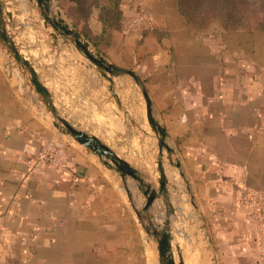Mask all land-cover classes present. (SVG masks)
<instances>
[{"label": "crops", "instance_id": "crops-1", "mask_svg": "<svg viewBox=\"0 0 264 264\" xmlns=\"http://www.w3.org/2000/svg\"><path fill=\"white\" fill-rule=\"evenodd\" d=\"M3 1L14 41L59 114L158 189L157 140L138 86L125 72L143 81L181 164L183 177L171 167L179 197L190 208L194 198L198 212L191 213L205 224L216 264H264L240 202L248 190L264 197V31L196 28L177 0H121L122 28L100 52L81 31L101 33L98 11L75 27L56 6L91 52L125 71L113 78L117 102L100 71L45 26L35 0ZM7 55L0 41V264H159L121 178L54 128L28 74L13 58L4 65ZM50 142H63L71 171L38 163V150ZM124 146L138 151L148 171ZM172 187L170 199L159 197L151 211L161 226L179 198ZM131 192L142 205L138 188ZM170 221L172 229L177 221Z\"/></svg>", "mask_w": 264, "mask_h": 264}, {"label": "water", "instance_id": "water-1", "mask_svg": "<svg viewBox=\"0 0 264 264\" xmlns=\"http://www.w3.org/2000/svg\"><path fill=\"white\" fill-rule=\"evenodd\" d=\"M38 8L41 11L44 23L46 27H50L55 34L60 36L64 41L73 44L78 52L91 64H93L101 73V75L109 82L110 92L117 99L118 96L113 90L114 77L125 71L117 69L113 64L107 63L102 57L91 52L87 44L82 38L76 34L67 24L66 20L62 18L60 12H56V5L54 0H35ZM4 16L9 18V22L4 20ZM13 16L5 8V3L0 0V41L5 45L7 56L4 57V65L9 62V58L13 60L28 74L29 81L33 85L35 91L41 96L45 106L51 114L52 124L54 128L63 136L72 140L75 144L85 148L96 156L99 162L107 169L115 172L122 180L124 190L132 203L137 218L141 224L144 232L153 239L156 244L158 263L159 264H186L183 254L181 253V247L176 242L173 228L171 229V221L174 213H170L169 216H165V224L158 225L155 222V215L151 213L155 202L161 196L165 200H169V186H173L177 197H179V190L176 188L177 181L176 173L171 167L176 168L179 171V176L183 177V173L180 171L181 164L178 160L174 159L175 150L169 146L166 137L165 129L159 124L158 120L154 116L151 99L146 90L143 81L132 71H126L125 73L133 78L136 85L142 92L145 105H146V117L149 128L155 135L158 146L157 162L155 169L157 170V181L159 188L153 187L150 178L146 173L141 172L135 168L131 163L122 158L117 152H115L108 145L104 144L97 136L88 134L87 132L76 128L68 120L62 117L57 111L55 105L52 102L51 96L47 88L40 82L38 74L35 71L30 60L23 54L18 48V45L14 41L15 32L12 30ZM119 105V103H118ZM122 126V124H121ZM123 128L125 126H122ZM168 162L169 173L165 166V162ZM173 184H172V183ZM137 187L139 192L144 197L139 199L143 204L137 206L134 201V195L131 192V188ZM189 204L194 212H198V208L195 204L194 198L188 199ZM141 207V208H139ZM169 219V220H168ZM204 234L207 232L204 230ZM208 245H212L211 238L207 235ZM175 250L178 254V260L175 257ZM216 264L215 256H212V263Z\"/></svg>", "mask_w": 264, "mask_h": 264}, {"label": "trees", "instance_id": "trees-1", "mask_svg": "<svg viewBox=\"0 0 264 264\" xmlns=\"http://www.w3.org/2000/svg\"><path fill=\"white\" fill-rule=\"evenodd\" d=\"M61 8L67 11V8L62 4L64 0H58ZM73 7H77L78 10H86L88 16L94 10L98 11L99 20L102 25V31L96 37H90V33L86 30H81L83 35L100 51L106 47L116 30L122 28L121 19V0H69ZM205 0H198L193 2V7L188 6L187 0H177V4L181 15L185 20L196 28L202 29L204 26H208L210 19H215L218 25L225 31H264V23L262 25L252 26L247 21L249 16L247 15V7L239 8L240 1L242 0H206L207 3H211V6L204 4ZM248 5V2H246ZM86 5V7H85ZM64 10V11H65ZM65 11V13H66ZM205 13L208 17L205 18ZM68 14V13H66ZM71 17V15H69ZM204 17V18H203ZM72 18V17H71ZM78 26V23L76 24Z\"/></svg>", "mask_w": 264, "mask_h": 264}, {"label": "rangeland", "instance_id": "rangeland-1", "mask_svg": "<svg viewBox=\"0 0 264 264\" xmlns=\"http://www.w3.org/2000/svg\"><path fill=\"white\" fill-rule=\"evenodd\" d=\"M54 1L57 3L56 4L54 2L55 5L61 8V6L59 5V1L58 0H54ZM195 1L197 2V0H187L186 4L192 8L194 4L193 2ZM69 2H70L69 0L62 1V4H64V6L67 8V11L65 9L64 10L68 14H66L62 8L61 9L64 11L68 19L71 20V24H73L76 27L75 23L76 24L86 23L87 19L89 18L87 11L78 10L77 7H73ZM204 2H205L204 4H207V6L208 5L211 6V3H207L206 0ZM246 2H248V5ZM198 3H199V0H198ZM240 3H241L240 6H238L239 8L241 7H243V9L245 7L248 8L246 11L247 15L249 16L248 18L249 21H247L248 23H250L252 26H257V24L262 25L264 23V0H242L240 1ZM69 15H71L72 18ZM204 17L207 18L208 14L205 13ZM216 26L219 27L218 22L213 18V19H210V22L207 26L208 28H206L205 26V29L210 30L214 27L216 28ZM219 28H222V27H219ZM83 29L86 30V27H83ZM137 90H138L137 92L140 96V99L144 104V99L138 87H137ZM99 124H102V122L100 121ZM147 127L149 128L148 125ZM146 137L147 139H149V133H146ZM124 149H125V146H124ZM137 152H133L132 150L127 151V149H125V153H127L125 155H127V157L131 159L132 162H135V165L140 167V169L146 171L147 169L141 161L144 159L143 158L141 159V157H138ZM155 166L156 165L154 164L152 165V167H155ZM169 170L170 169H168V173H169ZM185 202L182 203V200L179 197L178 200L176 201L175 208L173 209L174 214L172 217L175 221H177L173 225V232L175 234L176 242L181 247V253L183 254L186 264H191V263L193 264V261H194V264L195 263L196 264L198 263L199 264L200 263L201 264H211L213 251L211 250V247L207 243V235L204 234L203 225L205 224H203V222L198 219V216L191 213L190 206L185 204ZM164 216H166V212ZM175 249L176 248H174L175 257L178 260V254ZM195 260H197V262Z\"/></svg>", "mask_w": 264, "mask_h": 264}, {"label": "built area", "instance_id": "built-area-1", "mask_svg": "<svg viewBox=\"0 0 264 264\" xmlns=\"http://www.w3.org/2000/svg\"><path fill=\"white\" fill-rule=\"evenodd\" d=\"M63 142L45 143L37 153V161L44 167L58 168L71 171L70 160L64 155ZM247 223L254 234V239L259 250L260 257L264 260V197L257 192L248 190L241 199Z\"/></svg>", "mask_w": 264, "mask_h": 264}, {"label": "bare ground", "instance_id": "bare-ground-1", "mask_svg": "<svg viewBox=\"0 0 264 264\" xmlns=\"http://www.w3.org/2000/svg\"><path fill=\"white\" fill-rule=\"evenodd\" d=\"M74 55V54H73ZM138 113V112H137ZM136 113V114H137ZM139 115V114H138ZM143 127H144V125H143ZM146 128V127H145ZM181 207V206H180ZM177 208V207H176ZM190 259V258H189ZM193 259V258H192ZM194 260V259H193ZM196 262H197V260H195ZM192 264V263H191ZM193 264H194V261H193ZM196 264V263H195ZM199 264V263H198ZM201 264V263H200Z\"/></svg>", "mask_w": 264, "mask_h": 264}]
</instances>
